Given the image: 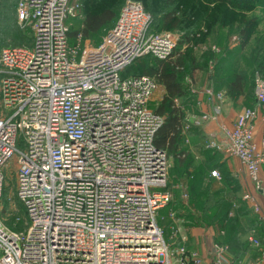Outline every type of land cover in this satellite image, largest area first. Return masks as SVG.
Wrapping results in <instances>:
<instances>
[{
	"label": "built area",
	"instance_id": "1",
	"mask_svg": "<svg viewBox=\"0 0 264 264\" xmlns=\"http://www.w3.org/2000/svg\"><path fill=\"white\" fill-rule=\"evenodd\" d=\"M78 9L77 0H17L16 19L31 28L32 43L0 49V201L12 159L26 214L23 230L0 216V264H202L184 247L171 254L156 220L170 200L168 158L154 143L163 118L148 108L156 80L122 76L144 55L167 59L177 39L151 32L144 5L125 0L103 43L81 49V34L71 44L68 24ZM205 95L220 112L224 92L208 86ZM263 104L258 78L253 104L205 146L240 161L250 181L242 197L264 226V137L260 146L254 140ZM215 118L187 114L182 132ZM256 233L247 235L260 250L255 260L230 262L227 246L216 244L208 264H264Z\"/></svg>",
	"mask_w": 264,
	"mask_h": 264
},
{
	"label": "rangeland",
	"instance_id": "2",
	"mask_svg": "<svg viewBox=\"0 0 264 264\" xmlns=\"http://www.w3.org/2000/svg\"><path fill=\"white\" fill-rule=\"evenodd\" d=\"M7 1V0H6ZM141 2L144 7L151 14L153 19L152 27H154L158 33H169L177 39V45L172 52L180 53L185 58L183 66V82L189 89L190 94L193 91L199 90L205 85L208 79L204 70L208 69L211 72L214 69L215 62L218 57L227 55L228 67H235L234 71H240L246 74L247 79L250 76V90L248 95L243 93V100L245 101V107L251 105L254 100L250 99V94L255 89V81L258 78H264L262 72L254 67V61L264 54V8L262 5H255L253 9L249 11H240L227 7L225 4L214 3L208 0H182L184 6L192 7V12L183 11L177 12L175 15L183 22L180 24L181 28H166L163 24L164 11H168V0H136ZM17 0L12 5L7 3V13L5 17L8 19L6 22L9 24L0 27V49L2 46L11 43L31 44L32 43V30L26 23H19L15 19V5ZM79 9L76 17L68 19L69 27L72 31L80 32L83 25V19L88 11H95L103 6H111L113 3H118V9L125 2V0H101V2L88 3L85 0H77ZM149 4L151 8L146 5ZM118 10V11H119ZM257 18L256 24L249 30V35L244 42V46L241 47V19ZM151 24V23H150ZM111 27V23L101 28V30L95 35H91L88 38H81L80 46L83 48H95L103 43L108 31ZM189 33V35H188ZM79 34V33H78ZM76 37H71V44L77 43ZM188 35V40L183 39ZM259 48L262 50L258 52ZM226 50L229 53H226ZM80 52V51H79ZM142 59L136 60L129 69V72H141L143 64ZM232 63V64H231ZM165 90L161 84L156 82V89L152 93L148 102V108L155 112L156 107L162 101ZM179 103L180 100L176 99ZM243 106V107H244ZM185 108V107H184ZM187 114H198L197 106L195 108H185ZM156 113V112H155ZM261 113L264 121V104L261 107ZM163 118V117H162ZM190 129L184 131V142L182 146L186 147L193 153V160L190 165V174L194 175L198 169V165L202 164L210 171L206 180L209 183V187L212 191L223 187L228 189V186L224 183V175L219 172L218 167L213 165L217 161H221L222 157L217 156L214 159L207 158L204 161L205 156L198 151L200 145H205L204 137H198L188 133ZM196 134V133H195ZM207 137V136H205ZM17 147L23 148L24 144L21 139L17 141ZM201 149V148H200ZM167 155V153H166ZM168 158L167 168V187L166 190L170 193V200L162 208L156 212L157 223L162 227L164 231V240L168 247V251L171 254L175 253V249L184 247L186 250L196 251L199 255L203 256L202 264H208L209 259L207 253L213 245H224L228 248L227 257L230 262L234 261L235 253H239L240 247L245 248L246 253L242 257L246 262L255 260L256 256L260 255V250L251 247L247 241L249 223L247 219L255 217L253 215V209L251 204L243 199L242 193L249 187L242 185L239 182L240 189L236 192L227 191L228 198H235L240 200L239 203L247 209L248 215L241 216V221L244 225L237 230L236 236H234V242L230 243L228 230H225L226 220H211V222H205L208 216L203 215L202 205L197 203L196 196L190 194L189 183L192 176H187L182 168H179L174 160V157ZM218 163V162H217ZM15 162L11 159L9 163L4 167L3 171L6 174V184L2 193L0 201V216L4 219L6 226L13 230H23L25 228L26 214L24 207L17 201L15 196ZM215 168L218 175L213 176L211 170ZM221 173V174H220ZM189 174V175H190ZM239 181V180H238ZM221 196V195H219ZM238 204L234 206L237 208ZM214 209H208L207 213H213ZM20 217V221H16L15 216ZM231 217L233 211L230 212ZM246 216V217H245ZM258 229L263 232L264 226L261 224ZM247 247V249H246ZM176 264V263H174Z\"/></svg>",
	"mask_w": 264,
	"mask_h": 264
},
{
	"label": "trees",
	"instance_id": "3",
	"mask_svg": "<svg viewBox=\"0 0 264 264\" xmlns=\"http://www.w3.org/2000/svg\"><path fill=\"white\" fill-rule=\"evenodd\" d=\"M15 0H0V27L1 26H7L9 22H6L8 19L5 17V13H7V3H10V5L13 4ZM88 1V3H94V0H85ZM96 2H101V0H95ZM212 1L214 3H220L225 4L227 7H231L236 10L240 11H249L253 9L255 5L259 3V5H262L264 8V0H208ZM17 3V2H16ZM168 11H164L163 15V24L166 28H181L180 24L183 22V20H180L175 14L177 12H183L188 11L192 12V7H186L184 6V2L182 0H168ZM98 10L95 11H88L83 19V25L80 29L81 36L83 38H88L91 35H95L98 33L101 28L106 26L108 23H111V27L114 24L118 13V3L115 2L111 6H103L100 7ZM148 8H151L149 4L146 5ZM16 8V5H15ZM121 8V7H120ZM146 9V7H145ZM147 10V9H146ZM148 11V10H147ZM15 19H16V13H15ZM17 20V19H16ZM152 21L150 24V31L151 32H157V30L152 27ZM257 21V18H251V19H241L242 28H241V47L244 46V42L246 41L249 30L253 25H255ZM110 27V28H111ZM77 31H72L71 28H69V37L71 40V37H76L75 35L78 34ZM189 35V33H188ZM188 35L183 39V41L188 40ZM8 45H25L20 43H11L6 44L4 46ZM27 45V44H26ZM31 44H28L29 46ZM3 47V46H2ZM262 49L259 48L258 52H260ZM229 53L228 50H226L227 54ZM227 55H222L218 57L217 61L215 62L214 69L209 72L208 69L204 70L206 72V77L208 79V82L212 86V88L216 91L223 89L225 92V95L231 96L232 98L237 97L239 95H242L243 93L249 94L247 91L250 90V76L247 79L246 74L240 71H234L235 67L231 66V68L228 67V59L226 57ZM138 59H142L141 62L143 64V69L141 72H129L130 68L132 67L131 63L128 65L124 71L122 72V76L130 75V74H148L155 78L156 82L161 84L165 90V93L163 95L162 101L160 104L156 107V114L163 117L161 125L158 127L154 143L157 147L160 149H163L166 151L167 155L169 157H174L175 162L177 163L179 168H182L187 176H192L190 174V165L193 160V153L186 147L182 146L184 142V133L182 132L183 125L185 123V117L187 115L185 108H195V96L194 94H190L187 89L188 87L184 85L183 82V75L181 73L183 72V66L185 63V58L180 54L177 53V51L171 56H169L167 59H159L153 55H144ZM137 59V60H138ZM232 64V63H231ZM254 67L259 69L262 72V75H264V54L260 57H258L254 61ZM250 99L254 100L253 93L250 94ZM177 100H180L179 103L176 102ZM253 102V101H252ZM185 107V108H184ZM154 112V113H155ZM188 133H193L192 135L198 136V137H204L206 140L208 137H205L203 133H201V127L198 126H190ZM196 133V134H195ZM198 151L201 152L205 158L204 161H206L207 158H212L215 160V157L217 156L216 160H218V156L222 157L220 152L215 151L213 149L207 148L205 145L198 146ZM201 148V149H200ZM216 155V156H215ZM221 161H217L213 166L216 168H219V172H221L224 175V183L226 186H228V189H225L223 187L217 189L216 191H212L209 187V183L206 182L205 179L208 177L207 174L210 171L207 169L204 165L199 164L198 169L195 171L194 175L192 176V179L189 183V191L190 194L193 196H196L197 203L199 205H202L203 208V215H212L208 216L205 222H211V220H220L225 221V230H228V234L232 237H229L230 243L234 242V236L237 234V230L242 228V225H244L241 221V216L248 215L247 209L242 206L239 201L236 200L237 203L234 201L235 198H228L226 195L227 191H238L240 189L239 181L238 179L233 176L230 171L228 170L226 163L220 159ZM213 168V170H215ZM220 173V174H221ZM190 174V175H189ZM221 195V196H219ZM238 204L237 208H234ZM208 209H214L213 213L209 214L207 213ZM233 211V215H236V217H231L230 212ZM253 215H255L253 213ZM246 217V216H245ZM249 223V230L255 228L257 231V236L264 241V231L261 232L258 227H260L261 223L257 219L256 215L253 219L250 218L247 219ZM239 228V229H238ZM234 237V238H233ZM247 249V247H246ZM240 252L235 253L237 255L234 256V261L236 262L244 256L247 250L243 246L240 247Z\"/></svg>",
	"mask_w": 264,
	"mask_h": 264
},
{
	"label": "crops",
	"instance_id": "4",
	"mask_svg": "<svg viewBox=\"0 0 264 264\" xmlns=\"http://www.w3.org/2000/svg\"><path fill=\"white\" fill-rule=\"evenodd\" d=\"M208 86H211L210 83H206L199 90L193 91V94L195 96V103L197 109L199 110L198 114H201L203 112H208L210 114L216 115L215 119L208 120L201 126V133H203L205 136L210 138L211 136H218L221 127L230 126L234 122L237 113L245 105V101H242L243 95H239L234 98L225 95L222 101L220 112H215L213 107L210 104L206 103L205 89ZM218 91L225 92L223 89H220ZM263 137H264V121L261 113L254 126V140L258 146L261 145V141ZM220 154L222 156V160L226 163V166L230 171V173L233 176H235L242 185L246 186V188L247 187L250 188V181L240 161L236 157L225 156L222 153Z\"/></svg>",
	"mask_w": 264,
	"mask_h": 264
}]
</instances>
